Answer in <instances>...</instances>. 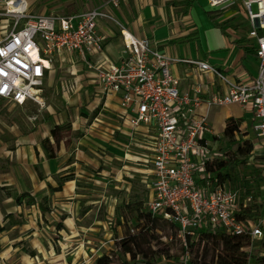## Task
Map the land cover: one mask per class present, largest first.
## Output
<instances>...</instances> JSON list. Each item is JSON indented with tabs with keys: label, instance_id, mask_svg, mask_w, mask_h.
Returning <instances> with one entry per match:
<instances>
[{
	"label": "built area",
	"instance_id": "2783aa9c",
	"mask_svg": "<svg viewBox=\"0 0 264 264\" xmlns=\"http://www.w3.org/2000/svg\"><path fill=\"white\" fill-rule=\"evenodd\" d=\"M205 2L215 12L241 4L257 61L252 80L233 82L207 62H190L224 89L205 94L196 85L182 91L171 71L177 60L167 57L150 40L137 39L123 28L120 35L125 56L116 63L104 61L98 23L115 21L108 9L118 8L120 0H107L99 8L63 16H31L23 0H4L0 17L14 21L0 38V101L43 108V87L53 59L62 52L76 55L103 91L121 94L120 107L133 130L145 126L155 131L147 173L151 197L145 207L152 217L175 226L176 239L184 249L178 264H189L187 238L194 240L200 232L247 235L250 244L243 251L247 264H254L252 251L257 249L258 256L262 255L264 215L256 221L238 219V191L209 180L206 164L224 159V155L207 112L230 105L249 109L253 116L250 133L264 153V0ZM22 21L23 26L18 27Z\"/></svg>",
	"mask_w": 264,
	"mask_h": 264
},
{
	"label": "crops",
	"instance_id": "0c3cea01",
	"mask_svg": "<svg viewBox=\"0 0 264 264\" xmlns=\"http://www.w3.org/2000/svg\"><path fill=\"white\" fill-rule=\"evenodd\" d=\"M23 1L28 15L63 16L99 8L107 0H49L44 4L43 0ZM211 11L204 0H120L118 8L108 9L115 21L102 20L98 23V33L104 45L102 59L116 63L125 56L120 35L123 28L137 39L150 40L167 57L177 60L172 64L171 71L179 80L182 91H190L196 85H200L205 94L215 93L217 88L224 89L213 76L201 74L190 62H207L233 82L252 80L257 61L243 23L241 4L236 3L233 9L222 12L215 19L209 17L208 12ZM64 53L69 56L73 77L69 82L62 83L57 81L56 75L52 76L53 70L47 75V84L51 88L47 113L52 126H70L74 142L70 146L61 142L55 159L46 160L43 156L40 169L46 170V176H49L57 175L62 169L73 168V172H65L61 177L73 174L74 179L67 181L54 194V205L66 211L68 221L65 223L69 227L73 226L72 216L78 214L81 207H96L106 199V179H112L113 188L125 193L133 180L139 181L150 199L147 173L155 131L145 126L133 130L120 107L121 94L103 91L76 55ZM242 110L244 114L241 116L227 114L223 118L241 119V130L250 132L252 113L249 109ZM207 117L211 126L214 119L211 110L207 112ZM77 133H81L82 137L75 139ZM49 137V134L45 135V138ZM20 143L28 142L24 140ZM25 148L29 164L37 165L32 148ZM71 155L74 162L67 165ZM94 172L96 177H93ZM81 180L89 182L88 188L80 184ZM16 182L20 189L22 177L19 176ZM10 185L6 183L2 187ZM22 191L35 199L33 190L24 188ZM122 196L125 194L122 193ZM121 197L113 202L114 205L122 201ZM63 198H66L65 202H62ZM70 210H73L72 215Z\"/></svg>",
	"mask_w": 264,
	"mask_h": 264
},
{
	"label": "rangeland",
	"instance_id": "374dc122",
	"mask_svg": "<svg viewBox=\"0 0 264 264\" xmlns=\"http://www.w3.org/2000/svg\"><path fill=\"white\" fill-rule=\"evenodd\" d=\"M48 1L43 0L42 3ZM3 11L4 3L0 0V13ZM13 21L12 17H0V38L12 28ZM23 24V21L20 22L18 27H22ZM70 68L69 56L62 52L53 59L52 76L56 75L57 81L60 80L62 83L69 82L73 77ZM47 81L48 77L42 92L45 103L43 108L35 104L20 107L0 101V186L11 183L0 194V225L5 227V231L0 233V264H94L95 260L103 255L111 257L114 264H138L119 247L121 240L128 233L135 234L138 231L139 218L136 209L146 212L148 192L141 187L139 181L133 180L128 192L125 193L113 188L112 179H106L104 183L106 199L96 207H81L78 214L71 218L73 226H66L65 222L68 221L66 211H61L54 205L55 192L60 191L67 181H72L74 175L61 177L65 172H73L72 167L49 176H46L48 175L46 170L40 169V163L44 158L52 160L47 158L43 148L45 135L50 136L51 127L54 128L47 113L51 94ZM211 112L214 117L211 123L213 133L218 137L219 148L225 156L223 150L229 145L223 138L226 121L223 117L227 114L233 117L241 116L244 111L238 105H230L214 107ZM60 128L56 131V137L60 140L58 149H55L53 144L55 158L61 142L69 146L74 142L70 126L66 124ZM80 136L81 133H77L74 137L78 139ZM238 138L251 141L254 150L245 165L226 170L224 186L238 191L239 207H255L264 215V153L247 129L241 130ZM24 140L28 143L21 144L20 141ZM25 147L32 148L37 165L29 164L24 153ZM235 150L236 147L231 146L227 152L232 155ZM73 162L71 155L66 164L70 165ZM19 176L22 177L20 189L16 182ZM96 176L94 172L93 177ZM87 183L89 182L86 180L80 181L85 188H88ZM24 188L33 190L36 204L23 203L17 208L15 195L22 194ZM122 193L125 194L124 197H121ZM120 197L122 201L114 205L113 202L118 201ZM65 200L66 198H63L62 202ZM69 212L70 215L73 214V210ZM59 226L63 229L58 230ZM171 237L173 241H170ZM157 238L158 240L151 244L153 251L165 252L173 259L182 253V245L177 241L174 229L165 227ZM258 255L259 251L254 249L252 258ZM164 258H166L164 255L163 257L155 255L154 264H166ZM169 264H172V261Z\"/></svg>",
	"mask_w": 264,
	"mask_h": 264
},
{
	"label": "trees",
	"instance_id": "16d2710c",
	"mask_svg": "<svg viewBox=\"0 0 264 264\" xmlns=\"http://www.w3.org/2000/svg\"><path fill=\"white\" fill-rule=\"evenodd\" d=\"M211 19H215L221 15V12H208ZM241 119H235L229 117L225 121V128L223 132V138L228 142V148L223 150L225 152L224 159L216 160L211 163H207L205 170L209 176L211 182L216 181L220 186L224 185V179L226 178V170H233L239 166L245 165L250 158L254 145L249 140L239 139L241 134ZM61 129L59 126H55L50 131V138L43 140V148L47 154L48 159H54L53 144L55 149H58L60 140L56 137V131ZM217 139V137H215ZM236 147V150L232 155H229V147ZM221 152L222 149L220 148ZM229 155V156H228ZM5 187L0 186V194L5 191ZM15 203L17 206H21L23 203L27 205H35V199L28 193H22L15 195ZM40 204H38L39 206ZM241 212L238 214L240 220L256 221L261 216L260 211L255 207H240ZM139 224L138 231L135 234H127L120 242L119 249L130 257V259L136 261L138 264H154V256L163 255L166 257V264L172 261V264H178L181 256L184 253L182 246V253L176 257L171 258L165 252L153 251L152 242L157 241V235L169 226L175 231L176 228L173 224L158 218L152 217L147 212H141L139 208L136 209ZM63 229L62 226L58 227V230ZM5 231V227L0 225V233ZM171 237L170 241H173ZM178 241V240H177ZM195 242V243H194ZM187 251L189 252V264H247V254L243 251L244 248L250 244V238L247 235L243 236H227L223 233L209 234L206 232H200L196 235L194 240L187 238ZM262 255L255 257L254 264H264V241L261 244ZM192 256V258L190 257ZM139 259V260H137ZM172 259V260H171ZM94 264H114L111 257L103 255L97 258Z\"/></svg>",
	"mask_w": 264,
	"mask_h": 264
},
{
	"label": "bare ground",
	"instance_id": "6f19581e",
	"mask_svg": "<svg viewBox=\"0 0 264 264\" xmlns=\"http://www.w3.org/2000/svg\"><path fill=\"white\" fill-rule=\"evenodd\" d=\"M22 6H23V4H22Z\"/></svg>",
	"mask_w": 264,
	"mask_h": 264
}]
</instances>
